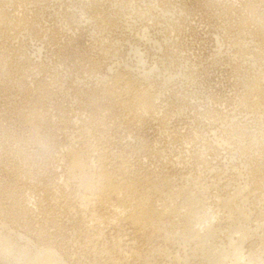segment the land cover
Returning a JSON list of instances; mask_svg holds the SVG:
<instances>
[{
	"label": "rangeland",
	"instance_id": "obj_1",
	"mask_svg": "<svg viewBox=\"0 0 264 264\" xmlns=\"http://www.w3.org/2000/svg\"><path fill=\"white\" fill-rule=\"evenodd\" d=\"M244 233L264 264V0H0V264H215Z\"/></svg>",
	"mask_w": 264,
	"mask_h": 264
},
{
	"label": "bare ground",
	"instance_id": "obj_2",
	"mask_svg": "<svg viewBox=\"0 0 264 264\" xmlns=\"http://www.w3.org/2000/svg\"><path fill=\"white\" fill-rule=\"evenodd\" d=\"M140 96V95H139ZM70 159H72V162L70 163L72 166L71 168H76L78 170H83V167H84V161L81 159V157L79 156V154L77 153V151L75 152H71L70 151ZM103 164V163H102ZM74 171V170H73ZM77 172V171H76ZM83 173V171H81ZM80 172V173H81ZM83 175V174H82ZM76 177V176H74ZM124 177V176H123ZM83 178V177H82ZM83 180V179H82ZM86 184H89V179L84 175V180H83ZM131 184V183H130ZM113 185V184H112ZM118 185V184H117ZM115 186V185H114ZM113 186V187H114ZM112 187V186H111ZM122 187V186H121ZM120 185H118L117 187H114L112 188L113 191L112 192H117L120 191L121 189ZM125 188V186H123ZM128 188V187H126ZM131 188V187H130ZM132 190V189H131ZM130 190V191H131ZM108 191V190H107ZM101 197V196H100ZM230 198V197H229ZM126 199V198H125ZM130 206V205H129ZM125 209H128L127 205H125ZM115 210V209H114ZM132 210V209H131ZM145 210V209H144ZM148 210V209H147ZM146 210V211H147ZM128 211V210H127ZM192 212L194 211L195 213H197L194 209L191 210ZM190 211V212H191ZM202 211V210H201ZM130 212V211H129ZM133 212V211H132ZM142 212V211H141ZM149 212V211H148ZM135 214V213H134ZM151 214V213H150ZM94 215V214H93ZM145 212L141 213L140 216H139V219H143L145 220L146 217H148ZM197 215V214H195ZM194 215V216H195ZM192 217V213L189 214V216L187 217L188 219ZM194 218V217H193ZM192 218V220H193ZM138 219V220H139ZM117 220V219H116ZM99 223V222H98ZM189 223V221H188ZM196 224V222H195ZM187 225V224H186ZM195 226V225H194ZM197 227V225H196ZM195 227V228H196ZM187 230H190L192 232H196L195 228L191 225V222L187 225ZM198 228V227H197ZM215 232V231H214ZM214 232L212 231V228H207L206 232H205V235H203V239L202 241H208L210 240L213 235H214ZM239 233H240V230H239ZM246 233L238 236L239 239H237L236 241H231V244H230V247H229V250L228 251H225L224 249H216L215 251L212 250L211 252H208V258H210L211 256H213L214 258V261L213 263L215 262V264H224L226 262V260H229L231 262V264H240L242 263V260L244 259V248H243V244L245 243V241L247 240L246 239V236L247 234L245 235ZM236 235V234H235ZM215 236V235H214ZM4 238V237H3ZM193 239V238H192ZM1 251L4 252L6 255L9 254V255H13L19 251L9 240H2L1 242ZM22 249V248H21ZM215 249V248H214ZM24 250V249H23ZM224 250V251H223ZM22 251V250H21ZM29 253V252H28ZM18 254V252L16 253ZM15 254V255H16ZM20 254V253H19ZM29 256V254H27ZM33 255V254H32ZM36 255V254H35ZM24 256V255H23ZM11 258V257H10ZM207 258V256H206ZM212 258V257H211ZM210 258V259H211ZM31 264H62V261L60 260L59 256L57 253H55L52 249H45V251L43 253H41L40 255H36V256H31L30 254V258H29ZM213 260V259H212ZM179 261V259H178ZM208 261V260H207ZM211 261V260H210ZM27 262V260H26ZM29 262V263H30ZM19 263V262H18ZM212 263V262H211ZM250 263V262H249ZM252 263V262H251ZM187 264V263H186Z\"/></svg>",
	"mask_w": 264,
	"mask_h": 264
}]
</instances>
